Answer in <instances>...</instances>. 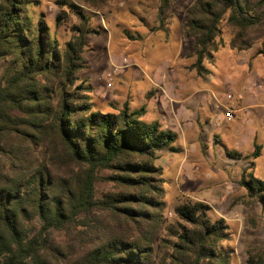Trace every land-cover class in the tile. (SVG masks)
Instances as JSON below:
<instances>
[{"label":"trees","instance_id":"16d2710c","mask_svg":"<svg viewBox=\"0 0 264 264\" xmlns=\"http://www.w3.org/2000/svg\"><path fill=\"white\" fill-rule=\"evenodd\" d=\"M79 1L57 2V26L80 20L60 43L31 13L39 0H0V264H234L231 227L210 206L186 201L166 218L157 162L176 150L178 134L143 121L146 107L106 113L91 103L94 88L80 79L88 36L99 31L87 10L119 0ZM175 1L158 6L157 28L167 36ZM223 25L234 31L232 50L261 44L264 59V0H195L183 29L195 39L200 75L226 44ZM261 151L226 150L249 161L239 182L247 204H264L253 162ZM247 253L249 264H264L254 247Z\"/></svg>","mask_w":264,"mask_h":264},{"label":"rangeland","instance_id":"374dc122","mask_svg":"<svg viewBox=\"0 0 264 264\" xmlns=\"http://www.w3.org/2000/svg\"><path fill=\"white\" fill-rule=\"evenodd\" d=\"M39 1L31 9L35 19L44 18L60 43L69 40L72 27L80 20L71 16L70 21L57 26L59 0ZM70 1L80 4L79 0ZM194 2L177 0L171 6L168 36L157 28L160 0H119L97 13L87 10L90 29L99 33L88 36L80 82L93 86L90 97L95 109L114 113L126 103L133 111L143 106L147 108L143 121L159 122L163 128L179 134L176 150L160 153L157 162L164 169L167 220L174 216L173 209L186 201L210 206V215L214 219L225 218L231 227L232 240L227 248L234 256L233 263L249 264L250 246L264 255V204L246 203L247 191L239 182L249 161L237 162L227 156L226 150L238 152L236 139L240 134L255 126L264 127V101L248 105L241 113L232 106L239 99L236 90L246 89L255 74L260 77L259 82L252 81L249 91L254 85V93L264 86V59L258 55L261 44L247 52L232 50L229 44L234 31L223 25L221 38L226 44L215 54L214 62H204L209 73L200 75L193 68L195 39L187 38L183 29ZM261 29L264 31V25ZM110 74L112 78L108 79ZM179 100L183 101L180 107L188 110L182 124L189 117L195 126L188 136H197L198 144L204 147L199 164L185 159L188 136L184 138L173 114L174 103ZM195 101L200 106L195 107ZM243 103L245 106L246 101ZM256 144H262L263 151L252 159L255 176L264 180L263 138H258ZM241 152L250 156L255 149L251 145ZM251 218L257 220V226Z\"/></svg>","mask_w":264,"mask_h":264},{"label":"crops","instance_id":"0c3cea01","mask_svg":"<svg viewBox=\"0 0 264 264\" xmlns=\"http://www.w3.org/2000/svg\"><path fill=\"white\" fill-rule=\"evenodd\" d=\"M257 77V78H255ZM255 77L252 78V80H250V82H248L246 89L245 87H242L238 90H236V94L239 97V99L235 102L232 103L233 108H235V110L239 113H241L242 111H246L248 109V105H252V104H257L259 102V100L264 101V98H261V96H264V86L263 87H259V90L256 89V92L253 94L249 93V88L248 85L252 83V81L255 83H258L260 79V77L258 75L255 74ZM261 82V81H260ZM232 86V85H229ZM251 95V97H249L248 95ZM249 97V100H247ZM183 101H188V99H184ZM183 101H175V105L173 107V114H175L174 117V121L180 126V128L182 129V134L184 136V138H186L188 136V132L191 130L195 129L194 123H192L189 120V117L185 120V125L182 124V119L183 117H185L187 115L188 110L180 107L183 103ZM244 101H246L245 106H244ZM178 104V105H177ZM194 106L198 107L200 106L199 101H195L194 102ZM191 118V117H190ZM166 129V128H164ZM168 130V129H166ZM178 134V133H177ZM179 136V134H178ZM216 137V136H215ZM263 138L264 141V127L261 129H257L256 126L253 127V129L249 130L248 132L242 133L240 134L237 139H236V147L239 148L238 152L242 153L241 150L244 149L245 147H249L251 145H253L254 149L261 148L263 151V146L262 144L257 145L256 141L258 138ZM217 138V137H216ZM187 145H186V154H185V159H192L193 161H195L196 163H201L202 158H203V149L204 147L202 146V144H198V137H194V135H189L187 138ZM243 154V153H242ZM244 156V154H243ZM245 157V156H244ZM198 162H197V161ZM239 162V161H237Z\"/></svg>","mask_w":264,"mask_h":264},{"label":"built area","instance_id":"2783aa9c","mask_svg":"<svg viewBox=\"0 0 264 264\" xmlns=\"http://www.w3.org/2000/svg\"><path fill=\"white\" fill-rule=\"evenodd\" d=\"M110 78H112L111 74L109 75V78L108 79H110ZM108 87H112V85L109 84ZM254 87H256V86L254 85L252 88H250V91L253 92ZM229 99H232V97L230 96ZM229 120H230V118H229Z\"/></svg>","mask_w":264,"mask_h":264}]
</instances>
